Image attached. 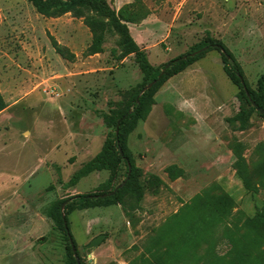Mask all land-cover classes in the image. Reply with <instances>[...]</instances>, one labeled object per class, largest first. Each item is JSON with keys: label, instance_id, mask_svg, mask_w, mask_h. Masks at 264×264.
Returning a JSON list of instances; mask_svg holds the SVG:
<instances>
[{"label": "rangeland", "instance_id": "rangeland-1", "mask_svg": "<svg viewBox=\"0 0 264 264\" xmlns=\"http://www.w3.org/2000/svg\"><path fill=\"white\" fill-rule=\"evenodd\" d=\"M106 1L118 11L134 0ZM140 1L148 17L127 26L153 68L211 39L229 49L245 82L258 90L264 0ZM51 37L75 53L74 62L55 53ZM118 39L108 33L104 52L86 57L91 34L81 19L46 18L29 0H0V93L7 105L0 112V264H68L67 240L54 219L58 204H65L60 211L78 264L226 257V228L243 237L264 207V114L245 106L214 49L158 89L147 118L127 138L142 199L127 194L122 205L79 207L78 196L110 190L125 176L121 164L111 182L106 170L70 182L101 151L114 118L142 85L134 55L117 59ZM223 194L233 202L228 214L217 203ZM68 204L76 208L67 212ZM100 234V245L87 249ZM238 252L250 247L241 244ZM254 256L264 260L258 251Z\"/></svg>", "mask_w": 264, "mask_h": 264}, {"label": "trees", "instance_id": "trees-1", "mask_svg": "<svg viewBox=\"0 0 264 264\" xmlns=\"http://www.w3.org/2000/svg\"><path fill=\"white\" fill-rule=\"evenodd\" d=\"M29 2L36 13L46 18H57L70 14L74 18L81 19L91 34L90 43L86 46L83 56L89 57L103 53V44L107 34L114 32L119 38L117 46L120 49V54L117 59H123L130 54L134 55L137 65L143 73L142 85L130 95L122 112L114 118L112 136L106 139L101 151L94 158L73 174L70 182L75 183L81 177L100 170H106L110 173L109 181L111 182L116 178L121 164L125 167L124 179L110 190L101 191L99 194L78 196L81 199L79 205L81 208L114 204L122 205L123 197L127 194L136 196L138 200L142 199L143 188L139 181L138 170L129 157L126 147L127 138L137 125L147 118L154 104V95L158 89L169 78L184 71L189 65L199 59L205 51L214 49L220 53L225 73L230 81L239 88L240 96L249 110L257 111L256 108H264V75L258 81V90H252L245 82L242 69L233 54L224 44L218 41L204 40L192 48L190 52L164 64L161 69L153 68L149 64L144 51L133 40L127 26L129 23L137 24L149 15V10L140 0H134L130 4L124 5L118 11L113 10L106 0H29ZM50 41L52 48L60 58L67 62L75 61V53L58 44L53 37L50 38ZM114 53L115 50H111V54L114 55ZM242 80L246 91L243 88ZM149 84H152V86L143 91V88ZM6 107V102L0 93V112ZM243 115L247 117L248 112H244ZM244 120L246 121L247 119L244 118ZM235 165L238 174L246 184L243 174V160L240 156H237ZM129 166L130 173H128ZM112 192L114 194L109 195ZM217 203L228 214L233 202L231 198L223 194ZM75 208V205L68 204L65 209L70 212ZM60 209L61 205L58 204L54 219L64 232L67 240V251L70 256L68 264H77L71 246L73 244L76 249V243L70 233L69 222L66 216L64 219L62 218ZM219 221H221L220 218ZM246 228L247 234L240 238L234 236L231 226L226 228L225 236L230 249L228 255L226 257L212 255L203 264H222L221 261H226L225 264H239L237 262L243 260L250 264H264L263 258L259 260L257 256H254L255 251H258L261 256L264 255V207L255 214L253 219L247 221ZM244 243L250 247V252L241 254L238 251L240 245ZM229 255L230 258H227Z\"/></svg>", "mask_w": 264, "mask_h": 264}, {"label": "water", "instance_id": "water-1", "mask_svg": "<svg viewBox=\"0 0 264 264\" xmlns=\"http://www.w3.org/2000/svg\"><path fill=\"white\" fill-rule=\"evenodd\" d=\"M241 82H242V85H243L244 90L246 91V87H245V85H244V83H243V80H242ZM151 86H152V84H149V85L145 86V87L143 88V91H146V90L149 89ZM256 109H257V111L260 112L261 114H264V109H259V108H256ZM128 173H130V166H129V171H128ZM112 194H114V192H112V193L109 194V195H112ZM64 205H65L64 203L61 204V210H63ZM62 218L64 219V215H63V214H62ZM103 239H104V235H103V234H100V235L96 236L95 238H93V239L89 242V244L86 246V248H87V249H91V248H95V247L99 246ZM71 246H72V250H73V253H74V257H75V259H76V261H77V264H78L79 261H78L77 255H76V249H75V247H74L73 244H71Z\"/></svg>", "mask_w": 264, "mask_h": 264}, {"label": "crops", "instance_id": "crops-1", "mask_svg": "<svg viewBox=\"0 0 264 264\" xmlns=\"http://www.w3.org/2000/svg\"><path fill=\"white\" fill-rule=\"evenodd\" d=\"M94 56V55H93ZM90 57V56H89Z\"/></svg>", "mask_w": 264, "mask_h": 264}]
</instances>
